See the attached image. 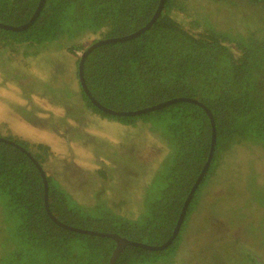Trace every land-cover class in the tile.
I'll use <instances>...</instances> for the list:
<instances>
[{
  "label": "trees",
  "instance_id": "obj_1",
  "mask_svg": "<svg viewBox=\"0 0 264 264\" xmlns=\"http://www.w3.org/2000/svg\"><path fill=\"white\" fill-rule=\"evenodd\" d=\"M193 1L197 3L44 0L38 10L41 0H0V22L22 25L30 21L23 29L0 25V73L8 74L10 67L17 72L28 61L31 70L23 73L26 81H31L26 97L32 100L31 107L47 109L40 98H32L40 97L34 91V82L51 85L67 69H61L59 61L50 64L55 70L45 69L49 65L44 63L37 75L33 59L41 54L76 55L73 73L89 107L131 124L142 119L160 121L176 143L165 170L166 187L159 198L149 202L146 220L134 222L117 211L84 212L72 206L44 167L47 144L0 133L12 141L0 140V207L6 219L0 264H109L117 242L108 234L162 245L177 229L172 242L161 249L127 244L114 264H142L168 257L184 245L182 231L220 155L234 156L235 144L240 149L247 142L264 139V41L260 38L264 39V0ZM229 28L237 29L236 34ZM127 35L132 36L101 42ZM61 40L68 42L63 49H50L58 47ZM48 49L50 52H46ZM83 52L85 83L92 95L109 108L134 111L180 97L198 102L179 99L128 115L106 112L92 102L83 87L79 69ZM10 79L17 80L14 76ZM4 83L0 78V84ZM199 102L211 110L214 118V143L212 118ZM140 151L137 149L134 156ZM239 151L244 164L247 152ZM255 152L259 159L264 157L261 147H255ZM38 164L46 171L52 215ZM74 168L82 169L79 164ZM256 172L257 178L264 181L261 172ZM198 179L199 185L193 190ZM206 220L210 222L208 229L203 223L197 227L195 223L189 232V247L202 244L200 253L206 252L192 263L225 264L233 251L220 245L217 238H231L232 246H239L242 238L235 233L234 222L218 224L212 214ZM195 231L201 233L199 239L194 237ZM257 232L264 237V226ZM207 237L209 240L203 242ZM252 239L239 247L245 255L241 264H264V244L259 241L253 247ZM213 257L217 262L212 261Z\"/></svg>",
  "mask_w": 264,
  "mask_h": 264
},
{
  "label": "rangeland",
  "instance_id": "obj_2",
  "mask_svg": "<svg viewBox=\"0 0 264 264\" xmlns=\"http://www.w3.org/2000/svg\"><path fill=\"white\" fill-rule=\"evenodd\" d=\"M231 19L230 16L229 22ZM229 29L230 33L236 34L237 29ZM67 43L61 40L58 47L50 49H63ZM50 49L46 52H50ZM75 59L76 55L47 54L33 59L37 75L41 73L44 63L49 65L45 69L55 70L56 67L50 64L56 61L62 64L61 69L67 68L64 75L52 80L51 85L40 86L39 80L34 82V91H38L40 97L32 98H40L47 107L45 110L31 107L32 100L26 99L31 81H26L27 76L23 72L31 70L28 61L23 65L25 70L17 68L15 72L10 67L8 74L0 73V78L5 82L0 85V133L47 144L44 167L66 193L72 206L84 212L109 209L131 221H145L149 202L159 198L167 185L165 170L171 163L176 143L166 134L160 121L142 119L131 124L89 107L81 94L80 82L73 73ZM12 76L17 80L10 79ZM257 141L264 143V139H256L241 146L240 149L247 152L244 164L236 144L233 147L234 156L226 153L220 155L182 231L186 240L184 245L168 257L142 264H170L169 261H173V264H194L192 261L201 260L206 253H200L199 246L202 244L189 247L188 237L195 223L196 227L203 223L205 230L209 228L210 222L206 220L208 214H212L218 224L234 222L235 233L242 238L238 240L239 246L235 243L232 246L231 238H217L220 245L233 251L226 260L224 258L225 264L242 263L245 255L239 247L244 245L245 240L253 237V247L259 241L264 244V237H259L257 232L258 227L264 226V181L256 176L257 170L261 172L260 176H264V157L259 159L254 153L255 147L264 150V144ZM250 145L255 147L251 148ZM139 148L141 154L135 157V151ZM74 164H79L82 169H75ZM5 226L6 219L0 207V243ZM200 235L195 231V238L199 239ZM207 240L208 237L203 242ZM222 252H219L220 262L223 261ZM212 261L217 262L215 257Z\"/></svg>",
  "mask_w": 264,
  "mask_h": 264
},
{
  "label": "water",
  "instance_id": "obj_3",
  "mask_svg": "<svg viewBox=\"0 0 264 264\" xmlns=\"http://www.w3.org/2000/svg\"><path fill=\"white\" fill-rule=\"evenodd\" d=\"M163 1V0H162ZM44 0H41V3H40V6L38 8V10L40 9L41 5L43 4ZM160 8H161V5L158 7L157 9V12L160 11ZM156 17V16H155ZM154 19V17H153ZM152 19V20H153ZM30 23V21L28 23H25V24H22V25H14V24H6V23H3V22H0V25L2 26H6V27H10L12 29H23L24 27H26L28 24ZM150 23L147 24V26H149ZM140 31V30H139ZM139 31L135 32L134 34L138 33ZM133 35V34H132ZM132 35H127V36H121V37H114L112 39H107V40H103L101 42H105V41H111V40H116V39H125L127 37H130ZM94 44L91 45V47L93 46ZM90 50V48L88 49ZM87 50V51H88ZM86 55V52H83L82 53V59H81V65H80V77H81V81H82V84H83V87L87 93V95L91 98L92 102L95 103L98 107H100L101 109H103L104 111L106 112H111V113H114L115 115H128V114H135V113H140V112H144V111H148L150 109H153V108H157L159 106H162L168 102H171V101H174V100H179V99H187V100H191V101H197L196 99L194 98H189V97H180V98H173V99H170V100H167V101H164V102H161L159 104H156V105H153V106H149V107H146V108H142V109H138V110H134V111H117V110H114L112 108H109L108 106L100 103L93 95L92 93L90 92L89 88L87 87L86 83H85V80H84V73H83V59ZM198 102V101H197ZM202 106L205 107L206 111L208 112V114L210 115V117L212 118V123H213V127H214V140H213V143L215 142L216 140V126H215V122H214V118L212 117V113H211V110L206 106L204 105L203 103L199 102ZM0 140H4V141H7V142H12L10 140H8L7 138L3 137V136H0ZM28 154L30 155V152L27 151ZM213 154V150H211V154L210 156H212ZM209 164V162L207 163ZM206 164V166H207ZM38 167L40 169V171L42 172V176H43V179H44V182H45V188H46V205H47V208L49 210V205H48V202H47V199H48V196H47V191H48V181H47V178H46V171L45 169L40 165L38 164ZM206 170V168L204 169V171ZM203 171V172H204ZM203 174V173H202ZM201 178V176L199 177V179ZM199 179L197 181V183L195 184V186L193 187V190L194 188L197 186V184L199 185ZM192 190V192H193ZM192 192L190 193L185 205H184V208H183V211H182V214H181V217H180V220H179V223L177 225V227H179L180 225V221L184 215V212H185V208H186V204L188 203L190 197L192 196ZM50 212V210H49ZM51 214V212H50ZM52 215V214H51ZM92 233H95L93 231H90ZM100 234H104V233H100ZM177 234V229L174 231L173 235L165 242L163 243L162 245H152V244H148V243H145V242H141V241H135V240H131V239H128L126 238L125 236H122V235H118V234H108V235H111L112 237H114L116 239V242H117V245H116V248L114 250V253H113V256L110 260V263L109 264H114L115 260H116V257L119 255L120 251L124 248V246H126L127 244H136V245H141L143 247H146V248H150V249H161V248H164L166 246H168L173 238L176 236Z\"/></svg>",
  "mask_w": 264,
  "mask_h": 264
},
{
  "label": "clouds",
  "instance_id": "obj_4",
  "mask_svg": "<svg viewBox=\"0 0 264 264\" xmlns=\"http://www.w3.org/2000/svg\"><path fill=\"white\" fill-rule=\"evenodd\" d=\"M1 85V84H0Z\"/></svg>",
  "mask_w": 264,
  "mask_h": 264
}]
</instances>
